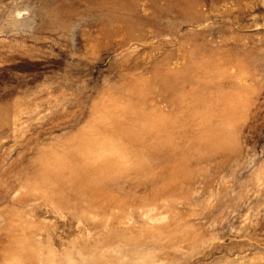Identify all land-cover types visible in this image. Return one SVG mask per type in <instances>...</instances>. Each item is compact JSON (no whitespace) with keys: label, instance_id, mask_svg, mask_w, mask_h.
Here are the masks:
<instances>
[{"label":"rangeland","instance_id":"374dc122","mask_svg":"<svg viewBox=\"0 0 264 264\" xmlns=\"http://www.w3.org/2000/svg\"><path fill=\"white\" fill-rule=\"evenodd\" d=\"M0 264H264V0H0Z\"/></svg>","mask_w":264,"mask_h":264}]
</instances>
